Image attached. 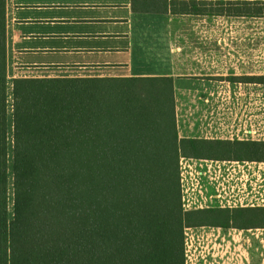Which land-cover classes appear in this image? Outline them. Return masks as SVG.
Listing matches in <instances>:
<instances>
[{
    "label": "trees",
    "instance_id": "obj_1",
    "mask_svg": "<svg viewBox=\"0 0 264 264\" xmlns=\"http://www.w3.org/2000/svg\"><path fill=\"white\" fill-rule=\"evenodd\" d=\"M165 4L264 16L261 1ZM5 6L0 0V264H186L187 228L210 219L263 225L261 207L225 216L185 209L181 159L200 157L203 143L179 138L166 77L13 79L11 216ZM218 146L227 158L264 162L263 142Z\"/></svg>",
    "mask_w": 264,
    "mask_h": 264
},
{
    "label": "crops",
    "instance_id": "obj_2",
    "mask_svg": "<svg viewBox=\"0 0 264 264\" xmlns=\"http://www.w3.org/2000/svg\"><path fill=\"white\" fill-rule=\"evenodd\" d=\"M172 1L192 0H6L8 76L172 79L178 136L203 143L200 157L181 159L185 209L264 208V162L227 158L218 146L264 143L255 109L242 106L264 94V45L250 38L264 16L174 13L164 9ZM220 223L186 229V264H264V221Z\"/></svg>",
    "mask_w": 264,
    "mask_h": 264
},
{
    "label": "rangeland",
    "instance_id": "obj_3",
    "mask_svg": "<svg viewBox=\"0 0 264 264\" xmlns=\"http://www.w3.org/2000/svg\"><path fill=\"white\" fill-rule=\"evenodd\" d=\"M189 9V11H186L188 13L194 14V15H208V16H213L217 15L219 11V6L218 5H204V4H189L188 7H185L182 4H176L173 5L171 8V11L174 13H184L185 9ZM256 8H262L264 9V5H260L259 7ZM255 22H261L254 20ZM255 24L253 25L255 28H257V35L254 37H250L252 39V43H257L258 45H264V26L262 24ZM249 39V37H247ZM249 42V40L247 41ZM262 54V53H260ZM264 55V53H263ZM262 56V55H261ZM12 77L8 76V95H9V118H10V131H9V141H10V154H9V162H10V191H9V208H10V214L11 216L13 215V176H12V141H13V129H12V103H13V94H12ZM262 89V88H259ZM251 102V103H250ZM244 103V106H243ZM250 103V104H249ZM245 105H248L247 107H251L252 109H255V112L258 115V130L259 133H264V94L258 95L257 99H252V100H243L242 106L245 108ZM246 107V108H247ZM262 120V121H261ZM264 167V166H263ZM263 171V170H261ZM264 177V176H263ZM247 219V218H245Z\"/></svg>",
    "mask_w": 264,
    "mask_h": 264
}]
</instances>
